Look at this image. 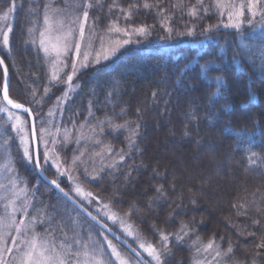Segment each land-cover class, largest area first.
<instances>
[{
  "label": "trees",
  "instance_id": "1",
  "mask_svg": "<svg viewBox=\"0 0 264 264\" xmlns=\"http://www.w3.org/2000/svg\"><path fill=\"white\" fill-rule=\"evenodd\" d=\"M15 2L11 46L5 51L0 48L10 73V97L32 108L38 129L58 126L70 129L72 136L84 133L94 139L98 135L101 144L88 139L95 152L110 145L115 152L123 149L128 153L117 169L99 175L96 173L100 166L88 171L77 169L80 184L93 193V203L109 205L157 247L162 243L161 231L182 235L181 226L187 225L184 231L189 235L183 242L169 236L170 253L164 264H192L196 257L192 242L197 237L200 242L196 247L212 239L226 249L231 242V261L264 264V249H256L264 238V31L251 35L249 26L240 30L216 28L221 21L218 13L202 11L195 33L183 41L177 39L178 33L189 29L192 19L181 16L186 9L181 12L171 8L175 0H163L172 16L167 22L174 29L170 37L161 25L162 17L155 11L141 8L125 20L118 10L109 13L112 0H102L103 7L90 12L91 25L96 21L94 29L109 28L115 21L123 28L147 26L151 34L137 37L133 45L112 58L80 70L73 81L77 87L71 99L63 105L62 112L55 109L49 117V109L57 97H62L66 85L50 80L51 63L38 45L30 43L33 37L26 31L31 26L29 21L37 19L28 14V9L41 5L38 23L42 25L46 0ZM133 2L119 0L120 7L125 9ZM210 2L205 0L206 5ZM186 3L195 4L196 0ZM209 25L216 27L202 34ZM67 73L62 74L64 80ZM2 82L0 67V88ZM46 86L50 88L48 96L42 103H34L41 99ZM33 89L37 91L35 98L31 95ZM108 117L114 124L129 121L133 128L139 124L133 148L128 147V131H113L107 123L102 134L99 129L90 133V126ZM4 119L5 114L0 113V123ZM7 127V131L0 127V163L10 156L15 174L28 194L32 193L30 215L46 211L49 220L36 225L38 233L43 235L54 229L57 242L64 233L71 237L74 232L84 240L89 233L98 240L104 232L40 178L33 164L23 158L19 140L9 139L15 134L10 124ZM5 139H9L8 145L3 144ZM39 150L44 173L57 178L56 169L43 163V149ZM71 150L72 144L58 149L67 158ZM251 152L260 157L256 164L248 163ZM129 166H134L130 175ZM8 175L0 169V183ZM59 182L72 194L66 176L60 177ZM159 186L165 195L150 199L157 196ZM81 204L102 219L92 208ZM245 211L247 215L243 214ZM73 220L77 221L75 225ZM254 220H259V224H253ZM106 224L118 232L113 225ZM110 239L124 254H130Z\"/></svg>",
  "mask_w": 264,
  "mask_h": 264
},
{
  "label": "snow or ice",
  "instance_id": "2",
  "mask_svg": "<svg viewBox=\"0 0 264 264\" xmlns=\"http://www.w3.org/2000/svg\"><path fill=\"white\" fill-rule=\"evenodd\" d=\"M260 3L261 0H247L246 3L241 0L239 4H237L235 0H211V2L206 5L205 0H196L195 4L188 5L186 0H175V2L171 4V8L173 10H180L181 12L186 8L188 16L197 17L200 15L201 9L204 14H207L211 8L214 7L219 11L221 16L227 13L229 23L224 25L225 27H232L239 30L243 23L242 18L245 16V11L251 16V18L247 20L248 25L255 28L257 26L256 17L259 15V26L264 27V8L259 9V11L257 9ZM97 7H103L102 0H64L62 6H56L55 0H46L42 6V25L38 23V19L41 15L38 10L41 8V5L36 4L35 7L28 9L29 15L37 17V19L29 21L31 26L26 29L27 33L33 37L30 43L33 45H37L38 43L39 51H42L45 59L50 61V80L66 85L62 97H57V101L53 108L49 109L47 113L49 117L54 115L55 109H60L61 112L63 111V105L71 99V93H73L77 87V85L73 83L74 76L81 68L88 66L89 58L94 50L93 41L96 38V32L94 30L96 21L92 22L91 27L89 26L90 12ZM16 8V2L13 0L12 4L6 10L0 12V45L6 49L11 46L10 36L14 28L13 13ZM141 8L155 11L157 16L162 17L160 21L161 25L164 31L168 33L169 37L171 36L174 29L167 22L172 19V16L168 14V9L163 6V0H134L126 9L120 7L119 0H112V3L108 6V11L111 13L114 10H118L125 20H130L133 12ZM98 19L99 18H97V20ZM215 27L216 25H209L207 28L203 29L202 34L211 31ZM107 31L109 33L122 34V36L127 37V39H116L107 46H102L101 50L96 51V59L92 61L93 63H99L100 59H109V57L114 55L123 45L132 42V37L134 35L148 36L151 34L147 26L141 25L131 29L121 28L115 21L111 23ZM36 32L39 33L38 40L35 37ZM193 33L194 29L189 28L187 35H193ZM178 34L184 35L185 33ZM25 42L28 43L29 41ZM81 57L83 58L82 60L80 59ZM68 59L71 60L72 71L67 75V79L64 80L62 74L68 67ZM261 59L264 60V53L261 54ZM2 65H4V60L0 59V66ZM7 75L8 71L5 67V80L3 87L0 88V113L5 114L6 119L0 123V127H4L5 131H7V126L10 124L11 131L15 136H10L9 139L19 140V148L22 151L23 158L29 163H32L41 173L45 171V169L42 166L40 153L38 149H34V145L43 144L45 146L43 163L46 164L51 161L57 172V178L51 179L48 183L63 193L68 200L79 203L76 201V197H79L81 200H87L93 197L92 192L87 191L82 185L75 182L73 177L69 174L70 169L61 168V158L56 152L55 147L51 150L47 147L49 139L53 145L58 144L60 141L57 137L61 135L63 136L65 144L70 143L72 135L69 130H61L57 126L56 133L53 134L49 128L38 129L36 127L32 108L26 107L24 103H20L10 97ZM49 92L50 88L46 86L41 99L34 100V103H42L44 97H47ZM31 95L35 98L37 96V91L33 89ZM14 110L22 111L28 118H31V123L29 119H25L24 116L20 114V111ZM123 111L122 109L121 115ZM89 115L91 116V103L89 106ZM48 123L52 125L51 120H49ZM106 123L113 131L119 129L128 131L129 136L126 137L128 147L131 149L135 146L139 124H136L135 128L130 126L129 121H125L123 124H114L111 117H108L105 120L98 121L97 125L90 126V133H96L97 129H99V133L102 134ZM81 127H83V125ZM9 139H5L3 144L8 145ZM86 139L93 138L91 136L86 137L84 133H80L75 137V142L80 144ZM93 143H102L98 135L93 139ZM114 153L115 158L112 159V162L104 163L106 156H113ZM86 154L87 150L85 149L80 151L79 155H74L72 161L73 165L85 163L83 158ZM127 155L128 153L124 152L123 149L115 152L110 145H106L100 152L92 153L90 159L95 162V158H99L101 161L102 166L96 173V175H99L105 170L117 169L120 164L125 161ZM258 158L260 157L257 153L251 152L248 163L256 164ZM133 167L134 166H129V175ZM0 169L9 174L14 173V164L10 156L5 157L3 163H0ZM64 175H68V179L73 181L74 186L71 192L74 193L75 196L70 192H65V190L60 187L59 178ZM27 192V187L21 188L18 186V178L15 175L10 176L8 184L0 183V193H3L0 195V200L4 202L2 205L3 214H0V264H143L141 252L128 244L127 240H125L124 243L127 245L130 254L122 255L116 245L105 235L103 239L107 244V248L110 250L109 254L105 251L104 245L100 241L93 239L91 233H89L86 240L80 238L79 233L74 232L71 237H69L67 233H64L63 239L57 242L54 237V229L46 230V234L43 235L36 232V225L45 223L49 218L44 210H38L37 215L31 216L30 219L27 218L32 206V200L27 197ZM156 193L157 196L150 199H159L165 195L162 186L156 188ZM79 206L93 220L97 219L91 212H87V209L83 208L82 204H79ZM233 206L236 207V205ZM103 207L109 210V205L105 204ZM240 208L244 209L245 205L241 204ZM256 211L259 214L261 209L258 207ZM18 212L23 213V215H21L17 221L16 213ZM104 214L107 215L108 219L113 221V223L119 221L123 232L138 243L139 249L147 253L148 257L151 258V262H154V264H164V258L170 253L168 246L169 236H174L178 242H183L184 238L189 235L188 231H184L187 225L181 226L182 235L180 232L165 233L161 231L160 240L162 243L160 247H157L153 243L142 238L140 234L134 230L133 226L131 224H126L118 214L111 213L110 210L106 211ZM243 214L247 215V212L245 211ZM125 215H127V213ZM72 223L75 225L77 221L73 220ZM253 224L258 225L259 220H254ZM104 226L107 227V225ZM13 229L15 235L11 234ZM109 231H111V229H109ZM248 235L254 236L255 233H248ZM9 238L11 240V245H8L6 242ZM199 242V237L192 242L197 256L201 253L205 255L212 254V260L194 259L193 264H213V262L219 264L220 259L228 258L230 254L233 253V245L231 242L226 249H221L220 245L216 244L212 239L201 247H196ZM256 249H264V238H262L261 243L256 245ZM6 254L12 257L11 262L8 260ZM133 256L135 259H132ZM231 264H242V262L233 260Z\"/></svg>",
  "mask_w": 264,
  "mask_h": 264
},
{
  "label": "rangeland",
  "instance_id": "3",
  "mask_svg": "<svg viewBox=\"0 0 264 264\" xmlns=\"http://www.w3.org/2000/svg\"><path fill=\"white\" fill-rule=\"evenodd\" d=\"M7 1H9V3H6ZM58 1V0H57ZM12 0H0V12H3L4 10H6L11 4H12ZM235 2L237 3V4H239L240 2H241V0H235ZM243 2L244 3H246L247 2V0H243ZM63 3H64V0H60V3H56V6H62L63 5ZM261 8H264V0H261V3L257 6V9H258V11H259V9H261ZM186 9V8H185ZM211 9H213V10H210L209 12H211V11H215V12H217L218 13V16L220 17V22H219V24H217L218 25V27H216V28H219V27H221V28H226V29H231V30H237V29H235V28H232V27H225L224 25H226V24H228L229 23V21H228V17H227V13H225L224 14V16H221L220 15V13H219V11L216 9V8H211ZM201 12H202V9H201ZM200 12V13H201ZM181 16H187L188 18H190V19H192V23H191V26H190V28H193L194 30L197 28V26H198V23H197V21H199V19H201V14L200 15H198L197 17H190V16H188L187 15V9H186V12H183L182 14H181ZM251 18V16H250V14L249 13H247V11H245V16L242 18V20H243V23H242V26H241V28L243 27V26H249L250 27V33H251V35L253 34V33H255V31H260V30H262V31H264V27H261V26H259V20H260V16L259 15H257V17H256V21H257V26L255 27V28H253V26H251V25H248L247 24V20L248 19H250ZM89 26L91 27V23L89 22ZM121 28H123V27H121ZM131 28H133V27H131ZM131 28H129V29H131ZM240 28V29H241ZM107 29L108 28H106V29H94L95 30V32H96V38H95V40L93 41V51H92V53H91V56H90V58H89V62H88V66L87 67H89V66H94V65H96V64H99V63H102L103 61H106V60H104V59H100V61H99V63H93L92 61H94L95 59H96V56H95V53H96V51H99V50H101V48H102V46H107L109 43H111L112 41H115L116 39H127V37H124V36H122V34H115V33H109L108 31H107ZM239 29V30H240ZM187 31H188V29L185 31V32H183V33H185L184 35H178L177 36V39H182L183 41H185V38H187V37H189V36H192V35H187ZM194 33H195V31H194ZM38 36H39V33L37 32V34L35 33V37L37 38V40H38ZM137 37H141V36H139V35H134L133 37H132V42H130L129 44H126V45H123L121 48H119L118 50H117V52L118 51H120L121 49H123V48H125V47H128V46H131V45H133L134 44V39H136ZM102 38V39H101ZM192 41V40H191ZM37 45H38V43H37ZM194 45L197 47V42H195L194 43ZM0 48L2 49V50H4L5 51V49L6 48H4L2 45H0ZM116 52V53H117ZM115 53V54H116ZM114 54V55H115ZM114 55H112L111 57H109V59L110 58H112ZM3 59V58H2ZM81 60L83 59L82 57L80 58ZM108 60V59H107ZM67 63H68V67H67V69L64 71V72H68L67 73V75L72 71V69H71V60L70 59H68V61H67ZM1 67V66H0ZM87 67H84V68H81L80 70H82V69H85V68H87ZM2 69V68H1ZM79 70V71H80ZM78 71V72H79ZM3 72V71H2ZM63 72V73H64ZM77 72V73H78ZM76 76V75H75ZM75 76H74V78H75ZM74 78H73V81H74ZM3 84H4V75H3V82H2V87H3ZM46 128H49L50 129V127H46ZM60 128V127H59ZM61 130H64V129H68V128H60ZM51 130V132L53 133V134H55L56 133V127H55V129H50ZM69 130V132L71 133V130L70 129H68ZM80 133H78L77 135H79ZM76 135V136H77ZM76 136H72V140H71V142L70 143H68V144H65V142H64V140H63V136L61 135V136H58L57 137V139L60 141L58 144H56V145H53L52 143H51V140L49 139V143H48V145H47V147H48V149L49 150H51L53 147H55V150H56V152L59 154V156H60V163H61V168H68V169H70V175L73 177V179L75 180V182L77 183V184H80V182H79V178H78V176H77V169H82V170H85V171H88L90 168H92L93 166H95V167H101L102 166V164H101V161L99 160V158H95V162H93L92 161V159H90L91 158V154L92 153H95V151L94 150H92L93 149V145L92 144H90L92 141L91 140H84V141H82L80 144H77L76 142H75V137ZM73 145L74 146V150L72 151H70V158L68 157H65V156H62L60 153H59V151H58V149H59V146H61L62 148H66L68 145H69V147H70V145ZM40 146L39 147H41L42 149H43V152H44V150H45V146L43 145V144H39ZM87 150V154H86V156L83 158L84 159V161H85V163H81V164H77V165H73V163H72V161H73V157H74V155H79V152L80 151H82V150ZM101 151V150H100ZM100 151H96V152H100ZM113 158H115V156L113 157V156H106V158H105V161H104V163H111L112 162V159ZM48 164L49 165H51L54 169H56L55 168V166L52 164V162L51 161H49L48 162ZM12 175H15L17 178H18V186L19 187H21V188H23V187H25L24 186V183L20 180V178H19V176L18 175H16L15 174V172L13 173V174H9L7 177H6V179H5V181H4V178L2 177V183L3 184H8V182H9V178H10V176H12ZM64 176H66V178L68 179V175H64ZM69 180V179H68ZM69 182H70V184H71V187L73 188V181H71V180H69ZM81 185V184H80ZM3 193H0V195H2ZM74 196H75V194L74 193H72ZM27 197L29 198V199H31V197H32V193H31V195L30 194H28V192H27ZM76 199L79 201V203L81 202V203H83V204H85V205H87V206H89L90 208H92L93 209V211L95 212V213H97L100 217H102V219H100V220H102L104 223H106V222H108L110 225H113V227H115L116 228V230L120 233V235L124 238V239H126V240H128V241H131V242H133L134 243V245H135V247H136V249L138 250V251H140L141 252V254L146 258V259H148L150 262H151V258L150 257H148V255H147V253H144L143 252V250L142 249H139V247H138V243L136 242V241H134L133 240V238L132 237H128L127 235H126V233H124L123 232V230H122V228H121V226H120V222L119 221H117L116 223H113V221H111V220H109L108 219V217H107V215H105L104 213L106 212V211H109L110 210V212L111 213H116V214H118V212H116L114 209H112L111 207H109V210H106L103 206L105 205V204H95V203H93V200H92V198L90 197V198H88L87 200H81L79 197H76ZM3 201L2 200H0V209H1V211H0V214H3V207H2V205H3ZM31 208H32V206H31ZM30 208V209H31ZM94 214V213H93ZM21 215H23V213H16V216H17V221L19 220V217L21 216ZM95 215V214H94ZM96 216V215H95ZM118 216L126 223V224H131V223H129V221L125 218H123V216H121L120 214H118ZM27 218H31V215H30V213H28V217ZM132 225V224H131ZM133 226V225H132ZM133 228H134V230H136L137 231V229L133 226ZM35 231L36 232H38L36 229H35ZM138 232V231H137ZM139 233V232H138ZM11 234L12 235H15V231H14V229L12 230V232H11ZM106 234V233H105ZM105 234L104 233H101V235L99 236V239H98V241H100L103 245H104V247H105V250H106V252L107 253H109L110 254V250L107 248V244H106V242H104V239H103V237L105 236ZM93 234H91V236H92ZM141 236V235H140ZM142 237V236H141ZM143 238V237H142ZM108 239L109 240H111L109 237H108ZM177 241V240H176ZM7 242V244L8 245H11V240H10V238L6 241ZM116 242V241H115ZM114 245H116L114 242H112ZM117 243V242H116ZM116 247H117V245H116ZM195 248V247H194ZM117 249H118V247H117ZM120 252H121V254L122 255H126V254H124L120 249H118ZM195 254H196V251H195ZM6 256H7V258H8V260L11 262V260H12V257L11 256H8L7 254H6ZM194 259H207V260H212V254H208V255H205V254H203V253H201L199 256H197V254H196V257L194 256ZM231 256H229L228 258H223V259H220V261H219V264H231ZM152 264H154V262H151ZM192 264H193V262H192ZM213 264H216V262H213Z\"/></svg>",
  "mask_w": 264,
  "mask_h": 264
},
{
  "label": "water",
  "instance_id": "4",
  "mask_svg": "<svg viewBox=\"0 0 264 264\" xmlns=\"http://www.w3.org/2000/svg\"><path fill=\"white\" fill-rule=\"evenodd\" d=\"M0 59H2V57L0 56ZM7 68L5 62H4V65L1 66L2 68V71H3V75H4V68ZM7 71H8V75H7V81L9 83V86H10V73H9V70L7 68ZM4 80H5V77H4ZM14 111H20V110H14ZM21 113H23L22 111H20ZM35 119V117H34ZM29 121L31 123V118H29ZM35 123H36V119H35ZM34 149H38L39 150V144L38 145H34ZM36 169V168H35ZM38 175L40 176V178L46 182L52 189H54L60 196H62L67 202H69L74 208H76L84 217H86L90 222H92L95 226H97L100 230H102L104 233H106L110 238H112L114 241L117 242V244L120 246V247H123L125 248L128 252H129V249L127 247V245L124 243V241L126 239H124L119 233H117L115 230H113L110 226H108L106 223H104L102 220H100L97 216H95L92 212V215L97 217L96 220H93L91 217H89L87 215L86 212L83 211V209L79 206V204L81 203H74L70 200H68L64 195L63 193H61L58 189H56L54 186L50 185L48 183V181H50L52 178H49L45 173L44 171L41 173L40 170L36 169ZM46 178V179H45ZM61 188H63L61 185H60ZM64 189V188H63ZM65 190V189H64ZM65 192H67L65 190ZM77 201V200H76ZM83 208H86L85 206H83ZM87 209V208H86ZM87 212H90L88 209H87ZM104 225H107V227H105ZM109 229H111V231H109ZM128 242V241H127ZM128 244H130L128 242ZM131 245V244H130ZM132 246V245H131ZM133 247V246H132ZM134 248V247H133ZM142 255V254H141ZM134 257V256H133ZM135 258V257H134ZM142 258H143V264H151L143 255H142Z\"/></svg>",
  "mask_w": 264,
  "mask_h": 264
}]
</instances>
